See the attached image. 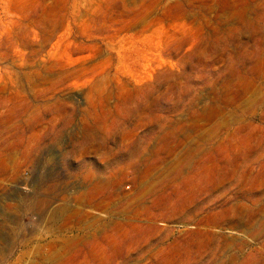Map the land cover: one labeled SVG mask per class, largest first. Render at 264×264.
<instances>
[{
  "label": "rangeland",
  "instance_id": "374dc122",
  "mask_svg": "<svg viewBox=\"0 0 264 264\" xmlns=\"http://www.w3.org/2000/svg\"><path fill=\"white\" fill-rule=\"evenodd\" d=\"M0 264H264V0H0Z\"/></svg>",
  "mask_w": 264,
  "mask_h": 264
}]
</instances>
